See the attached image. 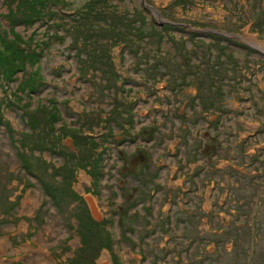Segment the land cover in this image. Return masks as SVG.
I'll use <instances>...</instances> for the list:
<instances>
[{"label": "rangeland", "instance_id": "obj_1", "mask_svg": "<svg viewBox=\"0 0 264 264\" xmlns=\"http://www.w3.org/2000/svg\"><path fill=\"white\" fill-rule=\"evenodd\" d=\"M15 6L43 50L0 76V264H264V0Z\"/></svg>", "mask_w": 264, "mask_h": 264}, {"label": "trees", "instance_id": "obj_2", "mask_svg": "<svg viewBox=\"0 0 264 264\" xmlns=\"http://www.w3.org/2000/svg\"><path fill=\"white\" fill-rule=\"evenodd\" d=\"M51 1H55V0H19V1H17V0H15V2H16V6H15V10L19 13V12H21V11H23L24 9L25 10H27V13H28V15H27V19H26V21L24 22V21H21V22H24L23 24H25L26 25V27H29L31 24H33L34 22H36V21H39V20H42V17H41V12L43 11V10H45V8H46V4H48L49 2H51ZM45 6V7H44ZM103 16H104V14H103ZM169 28V26L168 25H164L163 26V28H162V31H161V34L160 33H157L155 36H156V42H155V44H157V42L159 41V40H161L162 38H164V36H163V31H164V29H168ZM134 30L137 32V33H140V31H138V29L137 28H134ZM1 31V30H0ZM4 33V35H2L1 33H0V41H2V42H4V41H6V42H9V45L6 47L5 46V49L3 50L4 52H0V76H1V79L3 80V81H6V83H8V82H12V77L14 76V75H16V73L17 72H20V71H22V69H24V67H21V66H19L20 64H18V63H16V61L15 60H17V61H19V62H23L24 64L26 63V65H30L29 66V68L32 66V65H34V64H36L38 61V57L40 56V54H39V52L41 51V50H43V47H40L39 49H38V51H33V50H29V51H27L26 49H27V47H25V45H23L24 47H22L21 45H18L17 43L18 42H20L18 39L19 38H17V36L14 34V33H11L10 31L8 32V34L11 36V39H8V34H7V32H3ZM107 33H111V34H114V35H117V34H115L114 32H112L111 30H109V31H107ZM163 36V37H162ZM212 37V39L213 40H215L216 41V44L215 45H217V48L215 49V51H219V48H218V45H219V42L217 41V40H219V37H217V36H211ZM118 38H120V37H118ZM23 44H25V42L23 43ZM9 48V49H8ZM25 48V49H24ZM11 53L12 54V56H13V60H9V59H6L5 57H6V55L5 54H3V53ZM16 64H15V63ZM211 68L212 69H215L213 66H211ZM35 75V72H33V76ZM33 76H32V78L30 79V76H28L27 77V79L26 80H23L22 82H23V87L21 86L20 87V89L22 90V91H25V88H32V86H34V84H33V82H34V78H33ZM37 79V78H36ZM31 90V89H30ZM12 102V101H11ZM21 110L23 111L24 110V108L22 107L21 108ZM37 110V107L36 108H34L33 109V111H36ZM55 112V110H53L52 109V112ZM24 112V111H23ZM27 112H29V111H27ZM25 113V112H24ZM34 113V112H33ZM33 115V114H32ZM49 115H53V114H49ZM36 116L37 115H35V118H36ZM53 119H54V117L53 116H50V117H48L47 119H46V122H45V129L47 130V132H49V133H51L52 132V127H51V124H52V121H53ZM54 121H56L55 119H54ZM0 122H1V119H0ZM32 122V120L31 119H29V123H31ZM54 137H55V135H54ZM84 137V136H83ZM42 139H46V138H44V137H38L37 138V140H35V141H33L32 142V144H34V148H39V147H42V145H40L41 144V140ZM26 147H28V145L26 146ZM43 148V147H42ZM31 149V148H30ZM42 150H47V148L46 149H42ZM88 150V149H87ZM88 161V160H87ZM28 165H31V164H29V163H24V164H22V167H23V169L24 170H27L28 172H30L29 170H28ZM76 166L75 167H77V166H80V164H75ZM85 165H86V163H85ZM88 165V164H87ZM61 192V191H60ZM59 192V194H55V192L53 193V197L54 198H56V195L57 196H61V193ZM47 193V192H46ZM47 195L48 196H50V193L48 194L47 193ZM67 196H69V194H67ZM50 198H52L51 196H50ZM77 201V200H76ZM79 206L77 207V209H78V211H79V214L80 213H83L84 211H85V208H84V204H83V202L80 200V199H78V203H77ZM79 222H81V219H77ZM240 223H238V225H236V226H238L237 228H240L242 225H241V222H243V221H239ZM92 226V225H96L92 220H90L89 218H88V216L86 215V223H85V226ZM83 227V226H82ZM233 227L235 228V224H233ZM87 228L85 227V230H86ZM87 233V232H86ZM228 234H230L231 232L230 231H228L227 232ZM88 234V233H87ZM78 235L81 237V235H82V233H78ZM248 235H249V232H248ZM83 236V235H82ZM84 237V236H83ZM246 262H247V260H246ZM250 261H249V259H248V263H249Z\"/></svg>", "mask_w": 264, "mask_h": 264}, {"label": "bare ground", "instance_id": "obj_3", "mask_svg": "<svg viewBox=\"0 0 264 264\" xmlns=\"http://www.w3.org/2000/svg\"><path fill=\"white\" fill-rule=\"evenodd\" d=\"M100 264H102V263H100Z\"/></svg>", "mask_w": 264, "mask_h": 264}]
</instances>
